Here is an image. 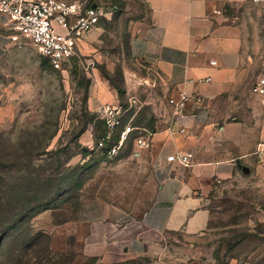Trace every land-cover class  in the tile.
I'll list each match as a JSON object with an SVG mask.
<instances>
[{"label": "rangeland", "instance_id": "rangeland-1", "mask_svg": "<svg viewBox=\"0 0 264 264\" xmlns=\"http://www.w3.org/2000/svg\"><path fill=\"white\" fill-rule=\"evenodd\" d=\"M66 1L115 3L118 11L84 36L63 70L28 41L5 49L0 56V155L3 160L18 155L24 170L49 171L51 184L58 186L50 200L56 208L24 221L15 234L4 238L0 264H264V177L255 167L264 164L263 158L253 163L241 159L250 167L249 173L239 168L233 177L211 182L203 194L212 213L207 227L195 235L166 234L153 255L127 256L113 240L90 243V229L80 223L69 225L80 220L84 211L97 214L101 206L120 208L131 221L139 220L153 203L157 188L150 144L143 146L139 138L144 129L161 130L164 123L158 118L169 109L164 107L167 97L159 82L146 76V65L129 51L132 22L148 15L144 1ZM223 13L239 26L242 85L251 89L264 78V0H228ZM124 70L134 86L132 99L117 90L125 89ZM100 79L113 84L120 101V124L112 129L98 110L89 107L91 87ZM249 111L241 117L251 122ZM128 124L138 128L128 134L116 155L93 148L106 135L111 136L108 146L120 141ZM250 125L253 130L255 121ZM226 147L231 155L237 153L233 146ZM4 207V216L14 218L15 212ZM53 217L69 224L55 228ZM122 223H115L117 229ZM29 224L38 234L36 242L20 249L23 243L16 236L26 232Z\"/></svg>", "mask_w": 264, "mask_h": 264}, {"label": "crops", "instance_id": "crops-1", "mask_svg": "<svg viewBox=\"0 0 264 264\" xmlns=\"http://www.w3.org/2000/svg\"><path fill=\"white\" fill-rule=\"evenodd\" d=\"M143 1L148 15L132 22L129 28L131 57L146 65V76L159 82L167 98L178 97L184 91L201 101L187 104L185 116L174 125L173 132L168 129L175 122L173 108L168 103L164 106L169 111L158 118L164 126L149 140L156 193L139 220L131 221L120 208L101 206L97 214L84 211L80 220L71 224L55 222L54 217L51 221L55 228L80 223L91 233L84 243L113 240L121 253L130 257L155 254L168 233L202 232L212 215L203 197L211 182L236 175L237 158L252 163L254 159L264 160V94L253 91L259 79L251 89L242 85L239 26L223 13L228 0ZM11 33L0 16V56L17 44ZM124 77L125 92L132 99L134 86L128 82L125 70ZM89 97V107L94 111L104 103L120 106L118 94L108 81L95 82ZM247 110L255 121L253 130L252 121L241 117ZM180 125L185 132H177ZM228 145L237 153L231 155ZM180 153L193 154L188 166L167 160ZM255 167L264 177V164L259 162ZM116 222H123L118 229Z\"/></svg>", "mask_w": 264, "mask_h": 264}, {"label": "built area", "instance_id": "built-area-1", "mask_svg": "<svg viewBox=\"0 0 264 264\" xmlns=\"http://www.w3.org/2000/svg\"><path fill=\"white\" fill-rule=\"evenodd\" d=\"M96 4L95 7L93 5ZM117 5H92L66 0H0V16L6 20L7 28L12 32V41L31 42L37 50L57 69L63 70L66 64L77 54L80 42L84 36L97 28L100 22L115 14ZM253 91L264 94V78L253 86ZM200 97L192 96L184 91L178 97L167 98V103L173 108L175 122L168 129L173 132L174 125L185 116L187 104H198ZM99 115L105 119L110 129L120 124L121 110L117 106L104 103L98 109ZM132 124L126 125L121 133V140L108 146L111 136L101 137L93 148L101 150L108 156L116 155L128 134L136 129ZM145 134L139 138L143 146L149 144L153 131L144 129ZM184 126H179L177 132H185ZM192 153L170 155L168 161H177L185 166L190 164Z\"/></svg>", "mask_w": 264, "mask_h": 264}, {"label": "trees", "instance_id": "trees-1", "mask_svg": "<svg viewBox=\"0 0 264 264\" xmlns=\"http://www.w3.org/2000/svg\"><path fill=\"white\" fill-rule=\"evenodd\" d=\"M92 4L89 3L88 5ZM112 4L116 5L115 3ZM117 11L118 7L115 13ZM117 90L120 94L125 92L123 88ZM19 164L18 155H14L13 158H8V160H3L0 155V246L4 238L7 235L15 234L24 221H30L46 209L56 208L53 207L50 200L57 194L58 186L51 184L50 172L40 173L35 170H24ZM6 205L10 209L9 213L15 212L14 218L4 216L7 211L4 207ZM37 236L38 234L33 232L29 224L26 232L19 233L16 236L23 243L19 245L22 246L20 249L31 248L35 244Z\"/></svg>", "mask_w": 264, "mask_h": 264}, {"label": "water", "instance_id": "water-1", "mask_svg": "<svg viewBox=\"0 0 264 264\" xmlns=\"http://www.w3.org/2000/svg\"><path fill=\"white\" fill-rule=\"evenodd\" d=\"M96 4L93 5V7H95ZM236 164L238 165V167L243 170L244 173H249L250 172V167H248L247 165H244L241 163V160L239 158L236 159Z\"/></svg>", "mask_w": 264, "mask_h": 264}]
</instances>
